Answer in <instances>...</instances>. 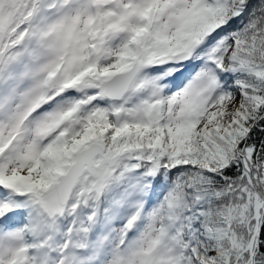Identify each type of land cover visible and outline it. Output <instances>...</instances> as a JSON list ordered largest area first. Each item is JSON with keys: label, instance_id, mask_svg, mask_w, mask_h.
I'll return each mask as SVG.
<instances>
[{"label": "snow or ice", "instance_id": "1", "mask_svg": "<svg viewBox=\"0 0 264 264\" xmlns=\"http://www.w3.org/2000/svg\"><path fill=\"white\" fill-rule=\"evenodd\" d=\"M0 264H264V0H0Z\"/></svg>", "mask_w": 264, "mask_h": 264}]
</instances>
